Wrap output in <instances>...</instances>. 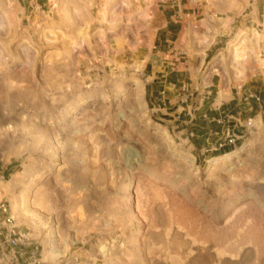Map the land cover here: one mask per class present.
<instances>
[{"label":"rangeland","instance_id":"rangeland-1","mask_svg":"<svg viewBox=\"0 0 264 264\" xmlns=\"http://www.w3.org/2000/svg\"><path fill=\"white\" fill-rule=\"evenodd\" d=\"M122 3L0 0V179L17 224L44 264H264V120L226 153L214 151L210 115L246 114L239 89L263 90L249 55L251 75L235 81L232 50L264 43V8L259 35L251 7L229 12L187 81L185 110L165 119L148 102L151 68L197 60L206 22L177 14L180 31L159 42L149 22L137 47ZM205 97L196 125L213 136L196 142L188 127Z\"/></svg>","mask_w":264,"mask_h":264},{"label":"crops","instance_id":"crops-1","mask_svg":"<svg viewBox=\"0 0 264 264\" xmlns=\"http://www.w3.org/2000/svg\"><path fill=\"white\" fill-rule=\"evenodd\" d=\"M85 4L90 3L92 0H83ZM112 1V0H111ZM121 1V0H118ZM122 6H120L121 11L123 12V16L126 18H135L136 22H134L131 26L134 30L130 33L129 37L132 39V43H134V46H139L140 39L138 36L140 34H143L145 31L150 30V26L148 27V23L150 25L154 26V24L158 23L160 25V30H157L155 35L151 33V37L154 36V40L159 37V32L164 31L163 33H166V35L162 37H168L169 35H173L174 37L177 35V32L179 30V22L174 20V15L180 14L181 17H198L202 16L203 19L201 21H205V27L204 30L207 32V36L201 41L200 48H199V54L196 55L194 50L191 51V55L193 57L199 56L196 59H191L189 62L186 63H179L176 68H170V65H173L172 63H169L168 61L163 60L162 58H156V62H154L152 68H151V78L152 85L149 87L148 92V102L151 106H154V111L156 114L161 115L165 117V119H169V117H174L175 114L179 113L180 110H185L182 105H184L185 100H182V94H184L191 85L187 83V81L192 78L193 72L199 71V68L202 65V61L204 60V63H206L207 58H203L205 54V50L213 43L217 31L222 32L223 30H226L229 26L230 21L232 20L229 12H233V15L235 16V12H241L243 7V12H246L248 7H251V10L249 13H246V15L249 17L247 22H251L252 24V34H258L259 31L255 29V25L257 24L256 21L260 22V14L261 11L264 8V0H247V2L239 3L236 0H224L225 3L218 4L215 0H193V2H190V0H177L178 4L173 5L170 0H165V5L163 6L159 3L158 0H148L147 3L143 2L145 0H122ZM128 1L126 4L125 2ZM125 4V5H123ZM189 7V8H188ZM153 16V17H151ZM219 16L226 17V18H220ZM151 18V19H150ZM215 18H217L218 22ZM212 21V22H210ZM228 21V22H227ZM166 24V25H164ZM262 25V22H260ZM129 28V30L131 29ZM197 29V27H195ZM246 28V26H245ZM166 29V30H164ZM259 35V34H258ZM158 39V42L160 41V38ZM165 42H169V40H165ZM192 42L187 41V39L184 40L183 44L181 45V48L185 49V52L190 53V50L192 48ZM253 46L248 49H238V54L236 58H234V55L232 53V60L233 63L238 66L235 70V81L236 82H243L246 81L249 76V69L243 67L245 66L246 62V55H249V63L254 64V66L260 70L264 71V55L262 53V50L264 49V43L259 42L256 43L255 41L252 44ZM156 48V47H154ZM160 55V54H157ZM208 56V55H206ZM159 59V60H158ZM261 60V61H260ZM189 63V68L187 69H181V66H185ZM193 69V70H192ZM214 79V76L212 77ZM239 85H241L239 83ZM214 84L212 83L209 87H213ZM241 91V100L249 103H246L245 105L248 106L249 109L245 111L246 114L238 113L236 111H231L229 107L231 106H224L223 112H217V113H211L210 115L213 116V121H216L217 125H215L216 132L214 133L216 136H220L218 140L221 139V137L225 134L227 130H233L240 138V140L247 134L246 129H240V127H243V124H238L233 121L238 120L239 122L241 119L246 118L247 120L250 118H258L260 117L264 120V106L258 105L255 103V101H246L244 97L247 95V93H255L259 94L264 97V86L263 90L260 91V93L255 92L254 90H243V87L239 89ZM243 90V91H242ZM208 96L211 94V92L206 91ZM205 102V104H204ZM255 106H251V103ZM264 102V101H263ZM174 104L176 109L173 111L174 107L171 105ZM264 105V103H263ZM188 108V112L192 113V108L186 105ZM251 106V107H250ZM194 109V115L192 114V118L190 119L191 126L188 127V129H192L197 133L196 136V142L204 141L206 139V136H209L207 140H209L213 136V130L212 127L209 126L206 122L203 123L204 127H199L196 124L199 123L197 120V110L201 112L208 111V102L206 101V97L203 99V102L201 105H196ZM220 109V108H218ZM259 109L261 111H259ZM228 112V114H225ZM200 113V112H199ZM198 113V114H199ZM225 114L223 120H222V114ZM206 117V116H203ZM216 117V118H215ZM173 122V121H172ZM201 122V121H200ZM245 127V126H244ZM192 137L194 134L191 135ZM239 140V141H240ZM230 150V148H225L224 152Z\"/></svg>","mask_w":264,"mask_h":264},{"label":"built area","instance_id":"built-area-1","mask_svg":"<svg viewBox=\"0 0 264 264\" xmlns=\"http://www.w3.org/2000/svg\"><path fill=\"white\" fill-rule=\"evenodd\" d=\"M175 6L177 0H170ZM174 18H179L176 14ZM177 62L178 59H175ZM175 65V64H173ZM246 101H255L263 106V96L255 93H247ZM255 118H250L245 125L248 132L253 129ZM239 136L233 130H227L215 143L214 151L225 148H236ZM0 179V264H44L40 258L39 247L35 245L33 235L28 230H23L16 222L12 206L1 187Z\"/></svg>","mask_w":264,"mask_h":264},{"label":"bare ground","instance_id":"bare-ground-1","mask_svg":"<svg viewBox=\"0 0 264 264\" xmlns=\"http://www.w3.org/2000/svg\"><path fill=\"white\" fill-rule=\"evenodd\" d=\"M232 53H233V55H234V58H236V56H237V54H238V50L235 49V48H233ZM260 61H261V60H260ZM263 70H264V69H263Z\"/></svg>","mask_w":264,"mask_h":264},{"label":"trees","instance_id":"trees-1","mask_svg":"<svg viewBox=\"0 0 264 264\" xmlns=\"http://www.w3.org/2000/svg\"><path fill=\"white\" fill-rule=\"evenodd\" d=\"M228 151H226V153H227ZM230 152V151H229Z\"/></svg>","mask_w":264,"mask_h":264}]
</instances>
